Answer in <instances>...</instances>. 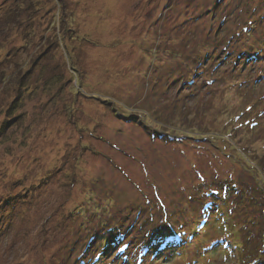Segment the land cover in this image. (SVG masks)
Returning <instances> with one entry per match:
<instances>
[{
	"label": "rangeland",
	"instance_id": "rangeland-1",
	"mask_svg": "<svg viewBox=\"0 0 264 264\" xmlns=\"http://www.w3.org/2000/svg\"><path fill=\"white\" fill-rule=\"evenodd\" d=\"M35 1L0 26V264H264V0Z\"/></svg>",
	"mask_w": 264,
	"mask_h": 264
},
{
	"label": "trees",
	"instance_id": "trees-1",
	"mask_svg": "<svg viewBox=\"0 0 264 264\" xmlns=\"http://www.w3.org/2000/svg\"><path fill=\"white\" fill-rule=\"evenodd\" d=\"M8 2H9V4L3 7L4 8L3 15L5 17H4V19H2L0 21V23H1L0 26H10V28L13 31H15L16 29L20 28V31H18L19 32L18 38H20L21 40L25 41L26 38H27V36H25V35L30 33V29L31 28H35L36 24L39 25V23L41 22V20H39L40 18L38 19V16H37V13L40 14L41 4L38 1H35V0H11V1H8ZM46 5H48V4H46ZM26 27L29 28V31H26ZM31 45H33V44H31ZM66 46L68 47V44H65V48H66ZM66 50H67V48H66ZM246 54L247 53H244L242 56H243V58H245L246 61H249L250 59L259 60V56H261L263 53H262V50L259 51V50L256 49L255 54L248 56L247 59H246ZM240 58H238V59H240ZM56 79H57V76H56ZM58 79H59V77H58ZM259 79H261V77ZM22 92L23 91H21V93ZM159 136H162V135H159ZM216 137L222 143H227V140H228L227 138L228 137L224 138L223 135H219V136L217 135ZM197 140L200 141V139H197ZM201 140L202 141H207L208 140L210 143H212L210 136H208L205 139L202 138ZM217 149L220 150V149H222V147H219V145H218ZM246 187H247V191H245V192H243L241 194H240L239 190L237 191V199L241 198L242 200H244V199H246L247 196L251 197L252 200H254L253 203H252V209H253L254 214H255L254 221L255 220H260L261 222H264V192L261 191V189L259 188V184H258V186H257L258 187V193H259V197L261 199V201L259 202L256 199V191H255V189L251 188L250 184H249V186H246ZM240 205L241 204H236L235 209H242L240 207ZM259 205H260V207L263 208V210L260 212V215H258L257 210H255L254 207H253V206H259ZM216 215H217L216 216L217 219H220L223 216L224 217L225 216L229 217L228 216L229 215L228 212H224L220 207L217 210ZM253 222H251V223H253ZM234 223L235 224L230 225V227L236 228L237 227V221L234 222ZM247 223H249V220H240L239 219V224L241 226H245ZM163 228H164L163 225H157L156 227H154L153 230H155L156 232H161V230ZM222 228H223L224 232L228 234L227 226H223ZM170 229H171V231L173 233V231H174L173 226L170 225ZM109 234H111V233H108L107 236ZM159 237L165 238V239L163 241L161 239L156 244H151V245H148V246H154V248L157 249L158 247H160L162 245H164L165 247H166V245H169L170 247H172L173 245H176L178 247V249H174L173 251L180 250L181 247H179V246L181 245V237L179 235H177V233L167 234V235H160ZM114 240H112V241H114ZM112 241L109 240V239H107V241H102L101 240V243L103 245L102 248L105 249L107 247H111ZM89 244H91V242ZM117 244L120 245V251L123 252V250H125V244H123L120 240L118 241ZM239 245L236 244V246L241 247L240 248V252L244 251L245 247L242 246V243H240ZM145 247H147V243L145 244ZM229 247L233 248V246L231 245V242L228 240L226 243L222 244L219 248L222 249V250L225 249L224 251H226ZM261 248H263V246ZM260 250L261 249H257V251H260ZM85 251H87V249H85ZM172 252L168 253V255H166L164 258H166V259L171 258V253ZM180 255L181 256L183 255L182 250H180ZM103 256H104V253H99L97 255V260L103 258ZM259 257H260V254H258L257 252L249 251V252H246L244 254V258L241 259L240 261L241 262H246V263L250 262V264H255L254 262H256ZM251 258H253V261H249ZM84 260L85 259H83L82 257H77L75 259V261L77 263L79 262L78 264H81V262H83V264H87ZM88 264H96V261H93V260L89 261Z\"/></svg>",
	"mask_w": 264,
	"mask_h": 264
}]
</instances>
